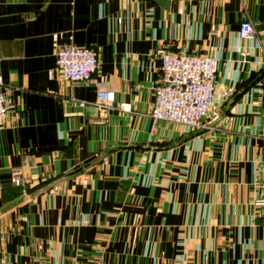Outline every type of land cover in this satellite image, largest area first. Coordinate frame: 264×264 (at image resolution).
<instances>
[{
  "label": "crops",
  "instance_id": "obj_1",
  "mask_svg": "<svg viewBox=\"0 0 264 264\" xmlns=\"http://www.w3.org/2000/svg\"><path fill=\"white\" fill-rule=\"evenodd\" d=\"M161 50L219 59L205 128L150 117ZM0 75V264H264V0H0Z\"/></svg>",
  "mask_w": 264,
  "mask_h": 264
},
{
  "label": "built area",
  "instance_id": "obj_2",
  "mask_svg": "<svg viewBox=\"0 0 264 264\" xmlns=\"http://www.w3.org/2000/svg\"><path fill=\"white\" fill-rule=\"evenodd\" d=\"M238 35L241 39L251 40L255 31L249 20L243 18L239 24ZM159 78L154 86V102L150 117L185 126L187 129L205 128L204 120L208 117L214 100V84L218 72L219 59L211 55L188 52L161 50L158 54ZM55 65L58 74L70 82L88 81L98 70L97 51L90 46L68 45L57 48ZM0 75V124L4 120L8 105L1 87ZM115 92L99 86L94 105L97 108L112 107ZM123 111H130V105L119 103ZM20 170L12 171V183L24 186ZM258 203L263 204L264 198Z\"/></svg>",
  "mask_w": 264,
  "mask_h": 264
},
{
  "label": "trees",
  "instance_id": "obj_3",
  "mask_svg": "<svg viewBox=\"0 0 264 264\" xmlns=\"http://www.w3.org/2000/svg\"><path fill=\"white\" fill-rule=\"evenodd\" d=\"M13 184V183H12ZM14 186H16V187H19V188H21V187H23V186H20V185H15V184H13Z\"/></svg>",
  "mask_w": 264,
  "mask_h": 264
}]
</instances>
